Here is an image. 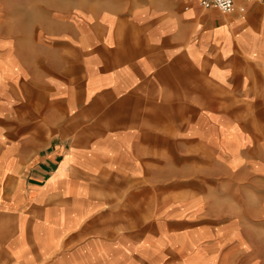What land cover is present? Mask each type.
I'll return each mask as SVG.
<instances>
[{"label": "crops", "instance_id": "crops-1", "mask_svg": "<svg viewBox=\"0 0 264 264\" xmlns=\"http://www.w3.org/2000/svg\"><path fill=\"white\" fill-rule=\"evenodd\" d=\"M263 139L264 0H0V264H264Z\"/></svg>", "mask_w": 264, "mask_h": 264}, {"label": "rangeland", "instance_id": "rangeland-1", "mask_svg": "<svg viewBox=\"0 0 264 264\" xmlns=\"http://www.w3.org/2000/svg\"><path fill=\"white\" fill-rule=\"evenodd\" d=\"M8 10L5 11L4 18H8L9 20L12 19L13 21L16 20H30L33 17H39L41 18V13L46 12V9L44 6H39V11L34 12L31 11L30 7L31 6H5ZM37 7V6H34ZM36 15V16H35ZM262 155L260 156L259 162L262 164H258L257 166L262 167L260 170L257 171H251V170H246L243 175L244 177V185L240 186L239 188H231V193L236 194H241L245 196L246 198V203H245V210L252 216H255L256 212V203H255V196H262V240H261V253L263 255L264 259V139L262 140ZM259 159V158H257ZM258 163V162H257ZM248 221L250 223H254L253 219L249 218ZM258 225V224H257ZM254 237V236H252ZM258 235H257V240H258ZM259 242V241H258ZM260 245V244H259ZM43 261V260H42ZM40 261L41 264L45 262V260L42 262Z\"/></svg>", "mask_w": 264, "mask_h": 264}, {"label": "built area", "instance_id": "built-area-1", "mask_svg": "<svg viewBox=\"0 0 264 264\" xmlns=\"http://www.w3.org/2000/svg\"><path fill=\"white\" fill-rule=\"evenodd\" d=\"M236 0H199L203 7H216L222 12H228L234 9Z\"/></svg>", "mask_w": 264, "mask_h": 264}]
</instances>
